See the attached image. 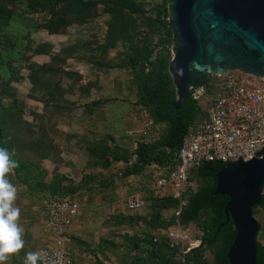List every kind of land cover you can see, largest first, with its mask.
<instances>
[{
    "label": "rangeland",
    "instance_id": "rangeland-1",
    "mask_svg": "<svg viewBox=\"0 0 264 264\" xmlns=\"http://www.w3.org/2000/svg\"><path fill=\"white\" fill-rule=\"evenodd\" d=\"M120 2H132L134 10L110 0H0L4 141L47 181L58 178L65 195L80 204L66 234L74 264H136L149 242L167 240L179 221L176 209L154 197L153 171H131L137 145L159 140L165 125L139 103L127 60L142 49L153 67L171 29L169 15L161 14L169 1ZM116 149L130 161H114ZM6 178L16 188L13 206L20 217L40 218L35 225L17 221L29 237L5 264H24L27 253L40 255L54 244L44 207L48 195L39 197L16 181L14 169ZM206 183L193 180L192 190ZM139 193L147 204L130 211L127 200ZM253 213L264 244V207ZM202 219L188 224L195 239H202Z\"/></svg>",
    "mask_w": 264,
    "mask_h": 264
},
{
    "label": "water",
    "instance_id": "water-1",
    "mask_svg": "<svg viewBox=\"0 0 264 264\" xmlns=\"http://www.w3.org/2000/svg\"><path fill=\"white\" fill-rule=\"evenodd\" d=\"M168 15L176 32L170 65L176 109L198 79L234 70L264 75V0H169ZM212 162L226 164L217 172L215 190L229 198L226 220L198 247L215 242L232 221L236 234L227 253L230 264H257L260 223L253 209L263 200L264 147L251 160L206 161L196 172Z\"/></svg>",
    "mask_w": 264,
    "mask_h": 264
},
{
    "label": "trees",
    "instance_id": "trees-1",
    "mask_svg": "<svg viewBox=\"0 0 264 264\" xmlns=\"http://www.w3.org/2000/svg\"><path fill=\"white\" fill-rule=\"evenodd\" d=\"M124 8L134 10L132 2H120V0H110ZM169 1V0H168ZM164 17L168 16V8L161 11ZM160 14V16H161ZM166 38L162 40L163 46L153 62V67H149V56L142 49L132 54L127 64L132 70V75L139 87V103L147 107L152 118L165 125L163 135L157 141H145L137 145L134 152L136 156L132 163V172H143L145 167L153 162L160 165L173 163L176 159L178 150L181 148L183 138L198 118L200 106L193 99L192 92L185 97L179 109H176L177 90L170 74L172 59V45L176 41V32L170 27ZM212 77L198 79L193 82V86L208 84ZM5 132L0 125V147L8 148L4 141ZM18 163L14 168L15 179L21 184L26 185L28 190L46 192L48 196L63 198L67 197V191L59 187V180L53 182L46 180L45 173L40 171L31 161H25L12 155ZM114 161H130L129 155L118 149L113 155ZM226 164L209 163L205 168L200 169L195 178L198 182H208L196 191L191 190L187 201L182 205L178 220L188 225L199 218L202 219L201 238H213L220 223L226 220L225 206L229 198L222 194H216L217 172ZM264 189V186H263ZM150 197V196H149ZM148 197V198H149ZM154 197L164 199L165 203L178 210L181 201L172 196ZM264 207V197L259 205ZM256 206L254 210L259 207ZM261 228V225H260ZM236 230L233 222H229L222 227L217 235L215 242L206 244L203 248L196 247L186 255V264H230L227 253L233 243ZM209 251L212 258L205 256V251ZM179 246H172L169 239L151 240L145 256L136 264H185L177 258ZM257 264H264V244L258 240Z\"/></svg>",
    "mask_w": 264,
    "mask_h": 264
},
{
    "label": "built area",
    "instance_id": "built-area-1",
    "mask_svg": "<svg viewBox=\"0 0 264 264\" xmlns=\"http://www.w3.org/2000/svg\"><path fill=\"white\" fill-rule=\"evenodd\" d=\"M191 92L201 110L185 134L175 161L164 165L153 162L145 167L154 173L156 195L180 199L177 215L203 162L237 161L239 157L248 161L264 147V75L227 71ZM146 204L140 193L127 200L130 211ZM44 207L54 245L40 252L39 264H74L66 234L80 204L71 197H47ZM168 239L172 246H179L177 258L185 264L186 255L201 242L193 237L192 228L180 221L171 227Z\"/></svg>",
    "mask_w": 264,
    "mask_h": 264
},
{
    "label": "clouds",
    "instance_id": "clouds-1",
    "mask_svg": "<svg viewBox=\"0 0 264 264\" xmlns=\"http://www.w3.org/2000/svg\"><path fill=\"white\" fill-rule=\"evenodd\" d=\"M13 153L5 147H0V264H5L9 254L18 252L23 246L22 229L17 221L20 209L13 206L16 188L6 178V174L18 167L12 158ZM38 253H27L24 264H38Z\"/></svg>",
    "mask_w": 264,
    "mask_h": 264
},
{
    "label": "crops",
    "instance_id": "crops-1",
    "mask_svg": "<svg viewBox=\"0 0 264 264\" xmlns=\"http://www.w3.org/2000/svg\"><path fill=\"white\" fill-rule=\"evenodd\" d=\"M54 179H56V178H54ZM46 180H47V179H46ZM53 181H54V180H53ZM53 181H48V182H53ZM22 185H24V184H22ZM24 186H25V185H24ZM27 189H28V188H27ZM35 194H37V196L40 197L41 194H47V193H46V192L35 191ZM34 216H35V214H34ZM39 219H40V218H39ZM39 219H34V220H32V219L29 220V219H28V221H27V219H25L24 216H21L19 222L22 223V224H26V225H29L30 222H33L32 225H35V222L38 221ZM73 223H74V222H73ZM73 223H72V224H73ZM72 226H74V225H72ZM72 226H71V227H72ZM32 231H33L35 237H37V236L40 235L39 232L37 233V229H36V228L33 227ZM27 234H29V233H22V239H23V240L26 239L27 237H29V235H27ZM53 245H54V244H53ZM21 254L23 255V252H21Z\"/></svg>",
    "mask_w": 264,
    "mask_h": 264
}]
</instances>
